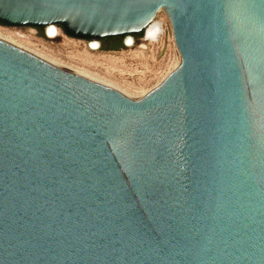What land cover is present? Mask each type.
I'll use <instances>...</instances> for the list:
<instances>
[{"label": "water", "instance_id": "1", "mask_svg": "<svg viewBox=\"0 0 264 264\" xmlns=\"http://www.w3.org/2000/svg\"><path fill=\"white\" fill-rule=\"evenodd\" d=\"M163 11L140 99L0 40V264H264V0H0L84 40Z\"/></svg>", "mask_w": 264, "mask_h": 264}, {"label": "rangeland", "instance_id": "2", "mask_svg": "<svg viewBox=\"0 0 264 264\" xmlns=\"http://www.w3.org/2000/svg\"><path fill=\"white\" fill-rule=\"evenodd\" d=\"M0 27L16 35L15 44L63 67L86 73L134 98L144 96L177 67L178 53L170 30L156 47L137 42L132 48H125L123 40L126 36L85 41L67 37L66 41L61 38L51 41L44 37L43 27L36 28L38 35L34 40H28L17 34L28 32L30 27ZM141 35L142 32L134 37ZM93 40L101 44L97 51L88 48V43Z\"/></svg>", "mask_w": 264, "mask_h": 264}, {"label": "built area", "instance_id": "3", "mask_svg": "<svg viewBox=\"0 0 264 264\" xmlns=\"http://www.w3.org/2000/svg\"><path fill=\"white\" fill-rule=\"evenodd\" d=\"M53 27L57 30V34L54 35L53 37L50 36V34L47 31V26H45L43 28L44 37L51 41L57 40L59 38H62L64 41H66L67 34L59 26H53ZM12 28H15V27H12ZM169 30L171 31L169 21L165 13L160 10L157 12L154 19L143 29L142 35L140 36V38H136L134 37V35L126 36L123 40V45L125 46V48H132L137 42H141L143 45L156 47L164 41V39L167 36V32ZM37 35H38V32L36 28L34 27H30V30L28 32H25V33L20 32L19 34H17V36L28 39V40H34V38L37 37ZM72 38L74 39V37ZM128 38L131 39L130 43L127 41ZM75 39H78V38H75ZM171 39L173 42V38ZM78 40L85 41L84 39H78ZM90 42L88 43V48L92 51H97L101 46L99 41H97L99 43L97 47L91 46Z\"/></svg>", "mask_w": 264, "mask_h": 264}, {"label": "bare ground", "instance_id": "4", "mask_svg": "<svg viewBox=\"0 0 264 264\" xmlns=\"http://www.w3.org/2000/svg\"><path fill=\"white\" fill-rule=\"evenodd\" d=\"M47 31H48V33L50 34V36H52V37H53L54 35L57 34V30H56L53 26H47ZM19 33H20V32H19ZM14 37L16 38V35H14L13 33H11L9 29H8V30H5V29H3V28L0 27V40H1V41L6 42V43H8V44H11V45H13V46H15V47H18V48H20V49H23V50H25V51H27V52H29V53H31V54H33V55L39 57L40 59H42V60H44V61H46V62H48V63H50V64H53V65H55V66H57V67H59V68H61V69H64V70H66V71H68V72H71V73L76 74V75L81 76V77H86V78H90V79H95V78L91 77L90 75H88V74H86V73H82V72H79V71L71 70V69H69V67H68V68L63 67V66L59 65L58 63H56L55 61H53V60L47 58V57L44 56V55H40V54L34 53V52H32L31 50H27V49H25V48H23V47H21V46L15 44V40H14L15 38H14ZM61 39H62V38H61ZM127 41L130 43L131 39L128 38ZM90 45L93 46V47H97V46L99 45V43H98L97 41H91V42H90ZM142 45H143V44H142ZM175 48H176V47H175ZM176 50H177V48H176ZM177 53H178V50H177ZM176 55H177V54H176ZM179 64H180V55H179V53H178V60H177V64H176V66L178 67ZM95 80H97V79H95ZM100 82H101V81H100ZM102 83H103V82H102ZM104 84H105V83H104ZM106 85H107V84H106ZM108 86H109V85H108ZM110 87H111V86H110ZM112 88H113V87H112ZM114 89H115V88H114ZM116 90H117V89H116ZM117 91H119V90H117ZM119 92L122 93L123 95H125L126 97L130 98V99H140V98L143 97V96H142V97H140V98H134V97H131V96H129V95L124 94V93L121 92V91H119Z\"/></svg>", "mask_w": 264, "mask_h": 264}, {"label": "flooded vegetation", "instance_id": "5", "mask_svg": "<svg viewBox=\"0 0 264 264\" xmlns=\"http://www.w3.org/2000/svg\"><path fill=\"white\" fill-rule=\"evenodd\" d=\"M112 38H114V37H112ZM102 40H104V39H102Z\"/></svg>", "mask_w": 264, "mask_h": 264}, {"label": "trees", "instance_id": "6", "mask_svg": "<svg viewBox=\"0 0 264 264\" xmlns=\"http://www.w3.org/2000/svg\"><path fill=\"white\" fill-rule=\"evenodd\" d=\"M140 35V34H139Z\"/></svg>", "mask_w": 264, "mask_h": 264}]
</instances>
